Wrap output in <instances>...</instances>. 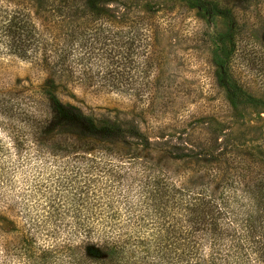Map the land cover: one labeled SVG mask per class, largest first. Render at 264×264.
Here are the masks:
<instances>
[{
  "label": "trees",
  "instance_id": "16d2710c",
  "mask_svg": "<svg viewBox=\"0 0 264 264\" xmlns=\"http://www.w3.org/2000/svg\"><path fill=\"white\" fill-rule=\"evenodd\" d=\"M107 1L0 0V54L41 66L49 84L53 75L83 74L100 39V83L149 100L150 44L112 29ZM217 3L198 7L229 19L231 9ZM213 63L228 103H259L234 84L225 57ZM43 84L45 110L7 130L30 164L20 185L13 175L22 165L0 143V203L9 195L19 221L0 214L10 226L0 228V264H264V160L252 173L238 151L217 150L210 137L197 146L153 143L132 121L84 113ZM9 112L0 106L1 116Z\"/></svg>",
  "mask_w": 264,
  "mask_h": 264
},
{
  "label": "rangeland",
  "instance_id": "374dc122",
  "mask_svg": "<svg viewBox=\"0 0 264 264\" xmlns=\"http://www.w3.org/2000/svg\"><path fill=\"white\" fill-rule=\"evenodd\" d=\"M218 1L219 7L231 9L229 19L218 15L207 18L198 7L199 0L107 1L115 21L110 27L150 44L152 67L147 69L153 94L149 100L114 92L100 83L94 67L100 39L91 44L90 57L86 56L81 66L84 71H79L83 74L53 75L49 84H43L48 74L41 66L0 54V93L10 91L11 96L10 101H0L2 108L10 110L8 118L0 115L6 118L0 121V143L6 148L3 156L22 165L13 175L14 184L20 185L31 171L30 164L20 162L7 130L25 127L28 117L45 110L46 100L37 93L42 84L58 100L84 113L132 121L153 143L187 141L197 146L206 137L216 139L214 148L238 151L246 164L254 166L252 173L261 172L264 0ZM224 57L234 84L257 97V105L228 103L214 75L213 61ZM6 197V203H0V214L19 222L12 211L8 212L15 209L11 197ZM0 228L10 229L1 217Z\"/></svg>",
  "mask_w": 264,
  "mask_h": 264
}]
</instances>
